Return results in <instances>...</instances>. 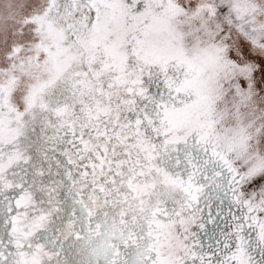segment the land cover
I'll list each match as a JSON object with an SVG mask.
<instances>
[{
	"label": "snow or ice",
	"instance_id": "obj_1",
	"mask_svg": "<svg viewBox=\"0 0 264 264\" xmlns=\"http://www.w3.org/2000/svg\"><path fill=\"white\" fill-rule=\"evenodd\" d=\"M0 264H264V0H0Z\"/></svg>",
	"mask_w": 264,
	"mask_h": 264
}]
</instances>
